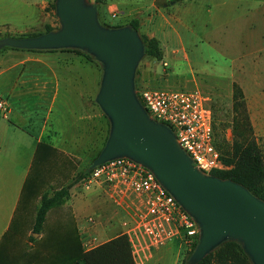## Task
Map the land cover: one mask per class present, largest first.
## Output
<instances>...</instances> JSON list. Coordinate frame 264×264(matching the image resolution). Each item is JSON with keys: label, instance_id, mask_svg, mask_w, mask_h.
Listing matches in <instances>:
<instances>
[{"label": "crops", "instance_id": "crops-1", "mask_svg": "<svg viewBox=\"0 0 264 264\" xmlns=\"http://www.w3.org/2000/svg\"><path fill=\"white\" fill-rule=\"evenodd\" d=\"M52 1L0 0V10L4 13L35 8L40 25ZM91 1H96L102 23L123 25L137 19L139 32L159 40L163 64H168V59L178 63L180 53L187 56L186 39L197 40L192 23L200 16H207L210 27L206 31L214 39L223 37L220 26L264 8V0ZM231 10L236 14L234 18ZM118 16L121 21H109ZM261 50L264 47L257 48L254 57L257 81H264L257 74L264 70ZM101 75L100 63L71 50H0V96L9 104L6 114L0 112V264H22L25 254H29L31 264H68L71 233L83 250L89 248L83 244L85 236H95L96 245L123 233L120 208L108 195L106 199L91 190L98 186L86 188L82 183L86 145L94 142L96 135L100 144L102 110L94 97ZM159 76L169 80L166 75ZM71 181L67 200L50 208L40 230L34 232L41 195L51 194ZM81 187L87 193H82ZM98 206L101 208L96 215L89 213L90 208ZM115 219L118 228L113 231ZM175 242L176 247V243L167 242L152 247L142 264L168 257L171 264H178L181 245L177 238Z\"/></svg>", "mask_w": 264, "mask_h": 264}, {"label": "water", "instance_id": "water-1", "mask_svg": "<svg viewBox=\"0 0 264 264\" xmlns=\"http://www.w3.org/2000/svg\"><path fill=\"white\" fill-rule=\"evenodd\" d=\"M59 27L32 35L6 36L4 46L27 49L78 48L99 61L101 81L95 102L107 116L109 132L92 167L126 156L152 170L198 225L195 263L220 242L236 239L254 264H264V200L246 186L200 170L166 123L150 115L135 84L144 54L138 29L108 26L96 1L55 0Z\"/></svg>", "mask_w": 264, "mask_h": 264}, {"label": "built area", "instance_id": "built-area-1", "mask_svg": "<svg viewBox=\"0 0 264 264\" xmlns=\"http://www.w3.org/2000/svg\"><path fill=\"white\" fill-rule=\"evenodd\" d=\"M136 90L150 115L173 129L200 170L209 173L214 168L227 167L214 144L213 112L206 90L198 86L177 89L146 84ZM8 109L7 100L0 96V112L6 114ZM82 183L86 188L104 186L123 212V233L135 264H142L154 246L177 238L191 248L198 237L193 217L150 168L132 158L115 157L99 163L84 174ZM96 241L93 235L85 236L83 244L91 248Z\"/></svg>", "mask_w": 264, "mask_h": 264}, {"label": "rangeland", "instance_id": "rangeland-1", "mask_svg": "<svg viewBox=\"0 0 264 264\" xmlns=\"http://www.w3.org/2000/svg\"><path fill=\"white\" fill-rule=\"evenodd\" d=\"M260 11L264 12V8L256 11L251 10V12L246 13L244 18H236L231 20L229 25L220 26V34L223 37L214 39H212L211 33L206 31L210 27V24H207V16H200L198 22L193 21L194 23H192L197 31V40L186 39V46H188L186 57H183L182 53H180L178 63L174 64V61L168 59V64L164 65L161 60H156L152 56L143 54L136 67L135 79H138L140 85L146 84L148 86L177 89H190L193 86L201 87L209 93V103L214 115L217 118H224L227 123H229L234 113L232 109V94L233 84L237 83L243 90L252 132L259 144L264 160V81H257L255 79L256 72L254 71L255 51L259 47H264V14L261 15ZM230 12L231 18H234L236 14L232 10ZM37 13V10L32 7H23L15 12L5 11L3 13L0 10V39L11 35H24L19 34L18 31L27 28L34 27L36 28L34 31H39L43 30L45 25L53 26L54 29L59 27L55 7L52 9L48 6L47 16L43 17L40 25L37 24ZM7 18H10V21L6 20ZM121 20L119 16L109 18L111 22ZM7 47L10 46H4L1 49ZM261 56L262 58L264 57V50L261 52ZM137 70L139 71L138 73ZM257 74L264 77V70L262 69L261 73L258 71ZM159 75H166L169 80L167 82L163 81ZM101 129L100 144L96 135L95 141L86 145V152L84 153L85 169L99 153L109 132V121L103 111ZM226 134L229 139L232 137L230 123L227 126ZM80 189L82 193H87L88 191L83 187ZM91 190L98 191L99 195L102 194L106 199L108 197L104 186L92 188ZM98 208L101 207L90 208L89 213L96 215L99 212ZM114 223L113 231L118 228L117 219H115ZM175 241L176 238L167 243H176ZM178 241L181 245V255L182 252L189 248L184 242L179 239ZM222 243L223 241L216 245L213 250ZM22 245L24 246V243ZM176 246L177 243L175 244ZM171 263V258L168 257L163 260L154 258L147 264ZM22 264H31L29 254L24 255Z\"/></svg>", "mask_w": 264, "mask_h": 264}, {"label": "trees", "instance_id": "trees-1", "mask_svg": "<svg viewBox=\"0 0 264 264\" xmlns=\"http://www.w3.org/2000/svg\"><path fill=\"white\" fill-rule=\"evenodd\" d=\"M54 1L50 4L52 9L55 7ZM103 23L108 26L119 25ZM128 24L139 30V22L137 19L133 18L129 20ZM50 29H54V27L45 25L43 30L19 34L32 35ZM140 35L144 43V55L161 60L163 58V48L159 40L145 33L140 32ZM62 50L75 51L82 54L85 59L99 64L92 55L81 49L62 48ZM135 84L136 89H138L140 84L137 78L135 79ZM232 109L234 113L230 121L228 120L232 127V137L230 139L226 136L229 123L224 118H217L213 113L214 144L220 152L222 162L227 167L214 168L209 173H213L221 178H230L237 181L246 186L255 196L264 200V160L259 144L252 132L243 90L237 83L233 84ZM91 167L92 163L88 165L84 173ZM82 174L83 172L76 177V180ZM73 182L71 181L70 183L62 185L51 194L46 192L41 195L35 213L34 232L40 230L46 213L50 208L60 205L67 200L70 193L69 189ZM197 242L198 237L193 246L185 252H182L179 256L178 264H253L241 243L236 239L225 240L200 260L191 263L188 258ZM68 264H135V262L132 258L127 236L124 233H119L86 250L82 249L79 239L71 233L69 238Z\"/></svg>", "mask_w": 264, "mask_h": 264}]
</instances>
